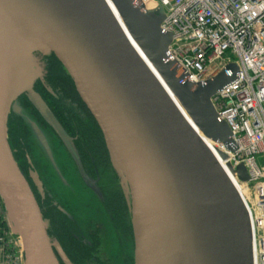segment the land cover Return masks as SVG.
I'll return each mask as SVG.
<instances>
[{"label":"water","instance_id":"water-1","mask_svg":"<svg viewBox=\"0 0 264 264\" xmlns=\"http://www.w3.org/2000/svg\"><path fill=\"white\" fill-rule=\"evenodd\" d=\"M111 1L114 8L108 0H0V196L22 241L23 264H60L8 138L10 108L21 93L46 110L33 90L42 75L36 52L58 58L103 131L131 197L135 264H253L246 206L173 100L206 138L233 150L231 130L216 118L211 98L234 76L222 72L193 90L167 60L172 34L162 28L164 9ZM235 173L249 179L244 164ZM139 200L150 217L142 235L135 223Z\"/></svg>","mask_w":264,"mask_h":264},{"label":"flooded vegetation","instance_id":"flooded-vegetation-1","mask_svg":"<svg viewBox=\"0 0 264 264\" xmlns=\"http://www.w3.org/2000/svg\"><path fill=\"white\" fill-rule=\"evenodd\" d=\"M47 59L33 85L46 110L21 93L10 108L8 137L55 255L60 264H135L131 200L103 131L63 64L54 54Z\"/></svg>","mask_w":264,"mask_h":264},{"label":"built area","instance_id":"built-area-1","mask_svg":"<svg viewBox=\"0 0 264 264\" xmlns=\"http://www.w3.org/2000/svg\"><path fill=\"white\" fill-rule=\"evenodd\" d=\"M134 1L149 10L144 0ZM147 1L151 10L164 9L162 28L172 34L167 60L179 66L193 90L222 72L234 76L211 98L216 118L229 126L234 143L233 150L221 143L217 148L227 153V175L242 187L253 264H264V0ZM240 164L248 171L245 182L235 173ZM6 218L0 201V264H23L20 238L9 239L1 227Z\"/></svg>","mask_w":264,"mask_h":264},{"label":"bare ground","instance_id":"bare-ground-1","mask_svg":"<svg viewBox=\"0 0 264 264\" xmlns=\"http://www.w3.org/2000/svg\"><path fill=\"white\" fill-rule=\"evenodd\" d=\"M110 6L112 8L113 7V3L111 0H108ZM144 2H146L148 9L151 10L152 3L150 1L144 0ZM145 4V3H144ZM145 4V5H146ZM140 52V51H139ZM174 102L176 103V105L178 106L179 110L182 112V114L184 115V117L187 119V121L193 126V128H195V130L198 131L199 135L205 140V142L208 144V146L211 148V150L213 151L217 161L220 163V165L222 166V168L226 171V165L224 162V157L221 153V151L217 148L218 143L213 142L211 139L206 138L203 133L201 132V130L199 129V127L194 123V121L192 120V118L190 117L189 113L187 112V110L184 108V106L181 104V102L176 98L173 97ZM223 152V151H222ZM225 154H227L226 152H224ZM227 172V171H226ZM233 185L236 187V189L238 190V192H241L242 187L240 186V183L237 182V180L231 179ZM149 210L144 208V203L142 200H139L138 205H137V209H136V213H135V223L138 227H140L141 229V235L144 233L145 229L148 227L149 224Z\"/></svg>","mask_w":264,"mask_h":264},{"label":"rangeland","instance_id":"rangeland-1","mask_svg":"<svg viewBox=\"0 0 264 264\" xmlns=\"http://www.w3.org/2000/svg\"><path fill=\"white\" fill-rule=\"evenodd\" d=\"M51 54H48V53H46V54H43V53H41V52H36V58H38L39 60H37V63H39L40 64V66H41V73H43L44 71H43V69H44V67H45V65L47 64V62H48V59H47V57H49ZM37 79V77L35 78V80ZM35 80H34V82H35ZM34 82H33V85H34ZM9 138V137H8ZM110 154V153H109ZM111 157V156H110ZM112 160V159H111ZM262 160V159H261ZM260 160V161H261ZM113 163V162H112ZM114 166V165H113ZM115 168V167H114ZM116 170V169H115ZM120 177V181H121V184H122V186L123 187H125V185H124V183L122 182V177L121 176H119ZM125 191H126V193H127V196H128V198L131 200V197H130V194H129V190H128V186L127 187H125ZM0 201H1V203H2V205H3V207H4V210H5V206H4V203H3V201H2V198H1V196H0ZM5 213H6V210H5ZM133 214V213H132ZM7 219V218H6ZM7 224V225H6ZM8 226V227H7ZM1 227L2 228H5L6 230H7V232H8V236H9V239H14V240H16L17 242H18V240H17V238L14 236V235H12L13 233H12V229H11V226H10V224H9V222L6 220V223L5 222H3V224L1 225ZM136 239V238H135ZM108 241L109 240H111V238L108 236V239H107ZM106 240V241H107ZM135 250H136V240H135ZM102 251H105V252H107L106 251V248L104 247V248H102ZM115 252H117L118 253V251H115ZM103 253V252H102ZM123 254H126V253H123Z\"/></svg>","mask_w":264,"mask_h":264}]
</instances>
